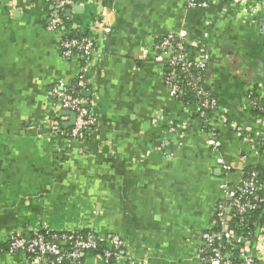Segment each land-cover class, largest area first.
Returning <instances> with one entry per match:
<instances>
[{"label": "crops", "instance_id": "crops-1", "mask_svg": "<svg viewBox=\"0 0 264 264\" xmlns=\"http://www.w3.org/2000/svg\"><path fill=\"white\" fill-rule=\"evenodd\" d=\"M208 1L73 0L63 20L68 34L93 39L82 92L96 125L66 144L42 134L54 114L73 124L50 89L77 81L81 57L61 56L60 34L46 28L47 0H0V264H28L9 254L8 238L45 228L117 236L136 264H200L195 234L211 227L221 185L264 170V0H246L243 10ZM100 16L111 24L104 37L89 32ZM180 31L205 62L219 153L195 109L170 96L171 70L153 59L154 45ZM262 216L255 264H264Z\"/></svg>", "mask_w": 264, "mask_h": 264}, {"label": "built area", "instance_id": "built-area-1", "mask_svg": "<svg viewBox=\"0 0 264 264\" xmlns=\"http://www.w3.org/2000/svg\"><path fill=\"white\" fill-rule=\"evenodd\" d=\"M51 5L46 28L48 31L60 34L61 56L64 59L81 57L82 65L73 89L69 85L58 82L51 89V95L57 106L74 114L73 124L68 128L61 124L62 117L52 116L43 137L49 141L64 140L66 144L94 130L96 120L89 107L92 100L83 97L80 92L86 87V74L94 51L91 36L68 37L65 28L63 13L71 9L73 0H47ZM187 6H197L196 0H186ZM246 0H235L236 10H243ZM211 1L198 4L207 8ZM259 27L264 33V18H261ZM111 31V24L104 16L95 19L90 27L91 34L106 36ZM69 35V34H68ZM195 43H189L185 32L168 34L154 45V60L164 63L170 71L166 81L169 94L180 100L186 109H195L196 117L200 120L202 129L209 134V146L213 152L219 153V141L212 128V116L218 113V105L210 97L203 86V71L205 62L197 58L188 59L189 47L196 48ZM199 57V54L197 55ZM193 92L195 102L185 101L179 94L181 82ZM77 88V91H76ZM189 122V121H188ZM186 122V123H188ZM175 123V122H174ZM206 127L208 129H206ZM172 130V128H171ZM238 133L241 132L237 128ZM241 134V133H240ZM225 173L230 166L218 159ZM246 175V176H245ZM243 174L236 185H221L223 200L218 202L212 212V224L209 229L195 234V239L201 242L198 250L200 264H255L253 254V234L250 231L237 233L235 229H243L250 216L264 204V181H257V174L249 172ZM234 216L238 221L234 222ZM254 223H252L253 225ZM264 224V223H263ZM260 238L264 237V227L260 231ZM235 252V256L232 252ZM9 254H22L28 264H86L85 257L90 256L102 264H136L123 254V243L117 236L109 238L95 236L90 233L81 234L80 231H53L41 229L30 232L28 235L15 232L8 238ZM146 264V263H141Z\"/></svg>", "mask_w": 264, "mask_h": 264}, {"label": "trees", "instance_id": "trees-1", "mask_svg": "<svg viewBox=\"0 0 264 264\" xmlns=\"http://www.w3.org/2000/svg\"><path fill=\"white\" fill-rule=\"evenodd\" d=\"M65 14L63 13V16H64ZM66 19V18H65ZM76 33H74L73 31L71 32V33H69V35L67 34V36L68 37H76ZM188 49V51H187V57H188V59L191 61H195L196 59H195V50H189V48H187ZM198 57V56H197ZM195 59V60H194ZM75 83L76 82H74V83H72L71 85H69V89H73L74 88V86H75ZM203 84V86H204V83H202ZM181 87H182V89L180 90V92H179V94L181 95V98L183 99V100H185V101H189V102H195V97H194V94H193V92L190 90V88H188V87H186L185 86V84H184V81H182L181 82ZM75 89V88H74ZM204 89L206 90V88L204 87ZM76 91H77V88H76ZM82 93V91L80 92V94ZM82 95V94H81ZM211 97V96H210ZM261 106H262V109L263 110H261V111H264V101H262V103H261ZM89 109H90V107H89ZM62 124V123H61ZM69 128V127H68ZM206 129H208L207 127H206ZM249 172H255L256 174H257V176H256V178H257V181L258 182H261V181H264V170H261V169H254V168H247V170L244 172V175L246 174V173H249ZM246 176V175H245ZM264 206L263 205H261L260 206V208L258 209V210H256L255 212H253L252 214H251V216H250V221L249 222H246L245 223V226H244V228L243 229H235V231L237 232V233H245V232H247V231H250V232H252V234H253V239H255V234H256V232H257V230H258V227H259V219H260V217L263 215L264 216V208H263ZM262 216V217H263ZM231 219L234 221V222H236V221H238L237 220V218L236 217H234V216H232L231 217ZM252 223H254L253 225H252ZM80 233L81 234H87V232H85V231H80ZM252 245H254V242H253V244ZM232 255L233 256H235L236 254H235V252L233 251L232 252ZM66 264H71V263H69V262H66ZM233 264H237V262H233Z\"/></svg>", "mask_w": 264, "mask_h": 264}, {"label": "water", "instance_id": "water-1", "mask_svg": "<svg viewBox=\"0 0 264 264\" xmlns=\"http://www.w3.org/2000/svg\"><path fill=\"white\" fill-rule=\"evenodd\" d=\"M65 14L67 16L70 15V10H66ZM81 94H82L83 97H86V98L88 97V92H82ZM72 115H73V118H74V114L73 113H72Z\"/></svg>", "mask_w": 264, "mask_h": 264}]
</instances>
